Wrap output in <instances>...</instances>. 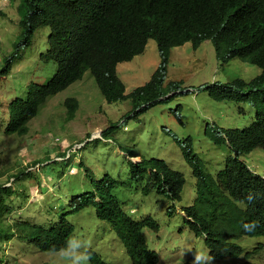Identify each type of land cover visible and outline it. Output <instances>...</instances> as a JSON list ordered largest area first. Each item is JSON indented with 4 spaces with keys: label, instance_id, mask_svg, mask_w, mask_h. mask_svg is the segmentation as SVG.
Masks as SVG:
<instances>
[{
    "label": "rangeland",
    "instance_id": "1",
    "mask_svg": "<svg viewBox=\"0 0 264 264\" xmlns=\"http://www.w3.org/2000/svg\"><path fill=\"white\" fill-rule=\"evenodd\" d=\"M20 3L21 0H0V68L18 47L10 73L0 77V185L22 175L10 184L13 191L11 196L7 194L6 207L11 206L12 210H6L0 224L8 230L18 220L52 226L65 216L75 225L74 235L90 240L91 249L105 261L133 264L109 223L97 217L94 205L72 211L73 199L92 191L109 173L116 180L113 193L125 210L136 219L151 216L160 225L159 231L144 228L150 248L159 254L158 264L193 261L192 253L198 250L209 253L204 237L196 236L184 218L183 209L193 204L196 196V177L182 145L191 138L206 169L211 173L222 169L235 153L226 143L212 140L210 133L216 132L213 126L243 129L255 119L256 109L252 102L215 100L206 86L237 78L249 81L262 68L239 58L221 61L210 39L198 48L188 41L172 48L168 63L165 86L178 82L179 88L172 89L168 100L151 107L139 119L124 121L133 108L131 98L108 102L88 70L83 78L48 97L29 123V133H10L9 102L18 96L25 97L31 82H47L58 68L56 61L41 59V53L49 48V27L36 30L31 44L24 42ZM161 62L158 43L151 38L143 53L120 63L117 70L127 92L147 83ZM69 97L78 98L80 103L72 119L67 117L65 104ZM112 124L117 126L106 133ZM128 150H136L139 157L163 158L172 168L183 172L186 183L182 198L172 200L156 189L143 190L148 174L131 176L135 159ZM65 151L67 157H58ZM243 159L264 176V148L243 154ZM28 168L30 173L22 174ZM0 234V264H59L57 251H41L25 243L15 227L7 235L3 231ZM258 242H264V238L245 237L240 241L245 250L254 249ZM251 261L264 264V248ZM244 263L243 257L212 261Z\"/></svg>",
    "mask_w": 264,
    "mask_h": 264
},
{
    "label": "trees",
    "instance_id": "2",
    "mask_svg": "<svg viewBox=\"0 0 264 264\" xmlns=\"http://www.w3.org/2000/svg\"><path fill=\"white\" fill-rule=\"evenodd\" d=\"M19 12L28 45L36 30L49 27V48L41 53V59L56 61L58 68L47 82H31L25 97L9 102L10 133H29V123L48 97L83 78L88 70L108 102L131 98L133 108L124 121L139 119L151 107L168 100L172 89L179 88L178 82L165 86L168 63L172 48L188 41L198 48L210 39L221 61L239 58L262 68L249 81L237 78L206 86L215 100L252 102L256 109L254 121L243 129L213 126L217 133H210L212 140L226 143L236 153L217 175L206 169L191 138L182 145L184 157L197 178L194 204L183 209L185 221L196 236L204 237L214 259L243 257L244 264H260L251 259L263 250L264 242L245 250L239 240L264 238V176L254 172L241 157L257 147L264 148V0H21ZM151 38L158 43L162 62L147 83L128 93L118 74V64L143 53ZM14 50L0 68V77L10 73L18 47ZM65 104L68 119L74 118L80 106L78 98L69 97ZM116 126L112 124L106 133ZM128 153L138 156L136 150ZM58 157H67V151ZM28 173L29 168L22 172ZM144 174H148L145 191L156 189L172 200L182 198L186 177L165 159L142 156L133 162L131 176L139 178ZM115 186V178L105 174L92 191L73 199L72 211L94 205L97 217L113 224L133 264H158L159 254L150 248L144 228L159 231L160 225L151 216L135 219L129 215L113 193ZM12 191L11 185H0V222L6 210H12L11 206L6 207ZM250 191L259 194L251 204L245 198ZM250 220H258L259 226L247 232L241 222ZM3 226L0 224V233L7 235L15 227L19 239L41 251H57L75 231V225L65 216L52 226L27 220H18L11 230ZM90 251V263L110 264L98 252Z\"/></svg>",
    "mask_w": 264,
    "mask_h": 264
},
{
    "label": "clouds",
    "instance_id": "3",
    "mask_svg": "<svg viewBox=\"0 0 264 264\" xmlns=\"http://www.w3.org/2000/svg\"><path fill=\"white\" fill-rule=\"evenodd\" d=\"M122 63V62H121ZM120 64V63H119ZM118 64V65H119ZM254 121V120H253ZM252 121V122H253ZM249 126V125H248ZM103 132V131H102ZM101 134V133H100ZM104 134V132L102 133V135ZM57 141H59L60 139L59 138H56ZM71 145V144H69ZM230 148V147H229ZM258 148V147H257ZM261 148V147H260ZM231 149V148H230ZM251 152V151H250ZM235 153V152H234ZM249 153V152H248ZM235 156H236V153H235ZM235 156H232V157H235ZM132 158L135 159V161L133 162H137L141 159V157L139 156H131ZM198 157H200L198 155ZM242 159H243V155L241 156ZM230 158V157H229ZM138 159V160H137ZM202 159V158H201ZM203 160V159H202ZM244 160V159H243ZM227 161V160H226ZM247 163V162H246ZM205 164V163H204ZM191 166V165H190ZM226 166V164H225ZM224 166V167H225ZM192 167V166H191ZM223 167V168H224ZM250 167V166H249ZM193 168V167H192ZM222 168V169H223ZM73 170V168H72ZM221 170V169H220ZM219 170V171H220ZM253 170V169H252ZM217 171L216 173H212L213 175H217V173L219 172ZM254 172H256L255 170H253ZM210 172V171H209ZM193 173H194V170H193ZM257 173V172H256ZM259 174V173H258ZM195 175V174H194ZM196 177V176H195ZM14 181V179L12 180ZM12 181L6 185H10L12 184ZM196 181H197V178H196ZM145 189V188H144ZM143 189V190H144ZM197 197V192H196V196H195V199ZM246 200L251 204V203H254L256 199L259 198V194H254L253 192H249L247 194V196L245 197ZM194 199V201H195ZM194 204V202H193ZM192 205V204H191ZM190 206V205H188ZM124 208V207H123ZM125 209V208H124ZM170 212H172V209L169 210ZM129 214V213H128ZM130 215V214H129ZM132 216V215H131ZM133 217V216H132ZM148 217V216H147ZM152 218V217H151ZM136 219V218H135ZM105 222H108L105 220ZM109 223V222H108ZM110 228L111 230L115 233V229L113 227V224H110ZM259 226V221L258 220H250V221H243L241 222V228H243L245 231L247 232H251V231H254L257 227ZM155 231V230H154ZM116 234V233H115ZM117 235V234H116ZM196 235V234H195ZM118 236V235H117ZM203 237V236H202ZM244 239V238H243ZM241 239V240H243ZM239 240V243L240 241ZM258 244V243H257ZM92 247V244H91V241L90 240H87V239H83L79 236H76V235H73V236H70L66 239V242L65 244L59 248L57 250L58 252V257H59V264H90V261H91V249ZM154 250V249H153ZM156 251V250H155ZM157 252V251H156ZM192 256H193V264H212V261H213V257L211 255H209V253L205 250H198V251H195L192 253ZM132 259V258H131ZM189 261V260H187ZM159 262H160V257H159ZM171 263H175L174 261H171L169 264Z\"/></svg>",
    "mask_w": 264,
    "mask_h": 264
}]
</instances>
